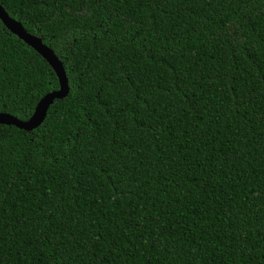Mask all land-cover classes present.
I'll list each match as a JSON object with an SVG mask.
<instances>
[{"label": "trees", "instance_id": "16d2710c", "mask_svg": "<svg viewBox=\"0 0 264 264\" xmlns=\"http://www.w3.org/2000/svg\"><path fill=\"white\" fill-rule=\"evenodd\" d=\"M0 4V264H264V0Z\"/></svg>", "mask_w": 264, "mask_h": 264}, {"label": "water", "instance_id": "95a60500", "mask_svg": "<svg viewBox=\"0 0 264 264\" xmlns=\"http://www.w3.org/2000/svg\"><path fill=\"white\" fill-rule=\"evenodd\" d=\"M0 20L4 23L7 29L41 54L55 70L59 79L60 88L47 93L37 103L33 114L28 119L23 120L11 113L0 111V124L14 125L20 129L31 131L43 123L47 116L49 107L56 99H64L68 96L70 92L69 79L63 62L57 56L55 50L47 45L41 36L28 32L23 24L12 18L1 4Z\"/></svg>", "mask_w": 264, "mask_h": 264}]
</instances>
